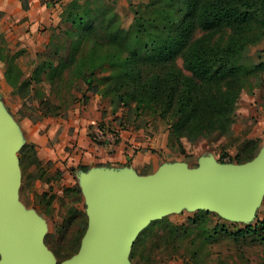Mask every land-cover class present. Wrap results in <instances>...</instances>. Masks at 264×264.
<instances>
[{
    "label": "trees",
    "instance_id": "obj_1",
    "mask_svg": "<svg viewBox=\"0 0 264 264\" xmlns=\"http://www.w3.org/2000/svg\"><path fill=\"white\" fill-rule=\"evenodd\" d=\"M107 1L70 0L64 6L60 24L37 53L38 65L31 78L10 59L5 77L25 104L39 118L63 116L80 100L77 92H82L84 103L90 98L87 92L99 93L95 80L98 73L107 72L100 81L114 103L155 105L163 115L172 112L170 130L177 141L184 135L195 139L230 133L238 89L236 83L221 89V82L237 78L242 44L254 32L264 34V0H154L148 5V16L133 17L128 25V17L123 19L118 8ZM196 30L206 36L230 30L231 37L225 45H212L203 37H193ZM178 56L183 68L177 64ZM45 70L44 78L53 83L66 72L74 77L57 86L58 101L43 98L36 106L28 105ZM239 141H232L238 145L237 162L254 158L260 149L258 141ZM19 162L24 171L34 166L39 177L46 174L33 144L22 147ZM80 194L78 185L67 187L62 200L78 202ZM36 198L46 200L47 193H36ZM68 223L61 226L58 238L45 237L60 261L78 252L87 227L84 223L79 234L63 244ZM258 225H247L232 234L246 235ZM181 228L171 225L169 235L153 241L147 255L134 243L131 258L140 256L145 264H167L180 252L173 235Z\"/></svg>",
    "mask_w": 264,
    "mask_h": 264
},
{
    "label": "rangeland",
    "instance_id": "obj_2",
    "mask_svg": "<svg viewBox=\"0 0 264 264\" xmlns=\"http://www.w3.org/2000/svg\"><path fill=\"white\" fill-rule=\"evenodd\" d=\"M119 1L121 3L117 0L107 2L118 8L123 19L128 17L125 19L128 25L133 17L148 16V5L154 0ZM1 21L0 13V110L14 121L17 128L13 148L17 160L27 140L23 136L21 123L24 124L25 120L32 122L26 127V137L38 146L37 153L46 169V174L39 177L40 172H36L34 166L26 171L21 165L18 166V202L23 211L32 214L41 223L44 238L47 235L58 238L61 226L67 220L69 223L62 238L63 244L77 236L84 223L87 230L89 201L78 174L85 175L92 169L91 162L86 159L90 147L105 145L109 141L114 143L120 131L134 136L135 143L131 145L135 154L151 157V165L137 170L138 174L153 173L165 165L185 164L196 167L203 158H211L220 165L237 164L238 145L232 144L233 138H239V144L245 139H251L258 141L260 148L264 145V34L254 32L242 44L237 55V78L221 82V89L235 83L238 89L231 132L224 135L214 133L209 137L195 139L184 135L177 141L170 130L172 112L163 115L162 109L155 105L114 103L112 96L104 93L106 84L100 81L107 72L98 73L95 84L101 91L87 92L90 97L87 103L83 102L82 92H77L80 100L63 116L48 117L43 127L38 126V122L44 118H39L25 104L17 89L5 77L6 67L12 59L25 73V77L31 78L38 65V52L27 54L22 49L13 51L1 29ZM193 37H203L212 45H225L230 40L231 31L206 36L204 31L196 30ZM68 45L64 46L63 52L67 51ZM177 64L183 68L181 56L177 57ZM45 72H42L41 80L35 84L28 105L36 106L43 98L58 101L57 86L72 81L74 77L66 72L60 81L53 83L44 78ZM74 185L81 189L80 201L74 202L69 198L62 200L64 189ZM36 193H47L46 200L38 201ZM263 220L264 192L247 220L183 207L150 222L138 234L134 243L138 242L143 254L147 255L151 243L163 234L169 235V227L175 225L182 227L173 235L180 252L167 264H264V224L258 225ZM256 224L257 229L246 235L232 234L247 225ZM54 259L62 262L56 255ZM130 262L145 264L140 256L135 259L130 257Z\"/></svg>",
    "mask_w": 264,
    "mask_h": 264
},
{
    "label": "water",
    "instance_id": "obj_3",
    "mask_svg": "<svg viewBox=\"0 0 264 264\" xmlns=\"http://www.w3.org/2000/svg\"><path fill=\"white\" fill-rule=\"evenodd\" d=\"M17 128L0 110V264H131L138 234L153 220L183 207L247 220L264 192V145L251 160L220 165L203 158L196 167L92 168L78 174L89 201L80 249L61 263L45 243L41 223L18 202Z\"/></svg>",
    "mask_w": 264,
    "mask_h": 264
},
{
    "label": "crops",
    "instance_id": "obj_4",
    "mask_svg": "<svg viewBox=\"0 0 264 264\" xmlns=\"http://www.w3.org/2000/svg\"><path fill=\"white\" fill-rule=\"evenodd\" d=\"M69 1L0 0L1 29L9 40V47L13 51L22 49L27 51V54L42 51L51 38L52 29L60 24L61 13ZM45 119L47 118H44L42 122L39 121L38 126L43 127ZM21 124L23 136L25 140L27 139L26 144H33L38 149V146L33 141H28L26 137V127L32 122L25 120V125L23 122ZM131 143H135L134 136L120 131L119 138L114 143L109 141L104 143L105 145L91 146L86 159L91 162V168L110 166L117 169L131 168L136 172L151 165V157L135 154Z\"/></svg>",
    "mask_w": 264,
    "mask_h": 264
}]
</instances>
